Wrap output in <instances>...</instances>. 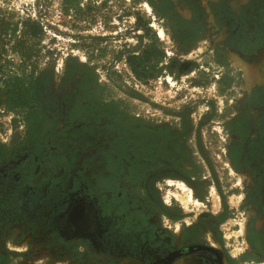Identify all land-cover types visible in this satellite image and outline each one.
Returning <instances> with one entry per match:
<instances>
[{
    "label": "rangeland",
    "instance_id": "rangeland-1",
    "mask_svg": "<svg viewBox=\"0 0 264 264\" xmlns=\"http://www.w3.org/2000/svg\"><path fill=\"white\" fill-rule=\"evenodd\" d=\"M263 6L0 0V264H264Z\"/></svg>",
    "mask_w": 264,
    "mask_h": 264
},
{
    "label": "trees",
    "instance_id": "trees-1",
    "mask_svg": "<svg viewBox=\"0 0 264 264\" xmlns=\"http://www.w3.org/2000/svg\"><path fill=\"white\" fill-rule=\"evenodd\" d=\"M260 13H264V6L262 7V9L260 10ZM144 31H148V30H144ZM42 27L40 26V24L37 21H34L32 19H27L22 21L21 23V29H20V38L22 39V41L20 42L21 45H19V50L21 53V56L23 58V61L26 62V60H28L29 58V49L24 46V43L26 41H31L33 39H37L41 36L42 34ZM240 35V33H238V36ZM264 36V32L262 34H257L256 36ZM241 36V35H240ZM232 43V42H231ZM245 45V44H244ZM263 45V41L262 38L258 40V38H255L253 40V42H251L249 44V48H244L245 46H242V51L244 53H254L256 52L257 49H259L261 46ZM148 47L143 50L140 54L138 55H133V56H128L127 58V64L131 69L132 74L134 75V77L142 82H147L149 78L153 77L154 74V63L150 61V58L148 57ZM26 92L22 91L21 97L26 98ZM24 101V100H23ZM20 104H23L22 102H20ZM26 104V103H25ZM23 107V106H21ZM26 108H28V112L27 114H30V117L32 115L31 110H30V106L27 105ZM29 118V117H28ZM28 133L29 135L34 134V126L33 124H30V127H28ZM9 155V148L6 147L4 144H0V163L3 162L4 160L7 159ZM26 163H22V166L20 168L17 167V170H19L18 174H19V178L21 179V183H29L31 178L33 177V173H32V168H25L23 169V166H25ZM251 243V241H250ZM254 250H259V252L264 254V248L260 247V248H255L254 246Z\"/></svg>",
    "mask_w": 264,
    "mask_h": 264
},
{
    "label": "bare ground",
    "instance_id": "bare-ground-1",
    "mask_svg": "<svg viewBox=\"0 0 264 264\" xmlns=\"http://www.w3.org/2000/svg\"><path fill=\"white\" fill-rule=\"evenodd\" d=\"M161 32H159V35L161 36ZM233 60L235 61V63H241V61L234 55H232ZM254 66V65H253ZM257 66V65H256ZM244 72L246 74V77L248 78V83H250V85L255 84L256 82H258L257 78H255V73L252 71V69L250 67H248L246 64H244ZM260 79V78H259ZM260 81V80H259ZM258 84V83H257ZM184 192H188L184 187H182ZM190 199L189 195H186L185 197H180V201L183 203L188 202Z\"/></svg>",
    "mask_w": 264,
    "mask_h": 264
}]
</instances>
